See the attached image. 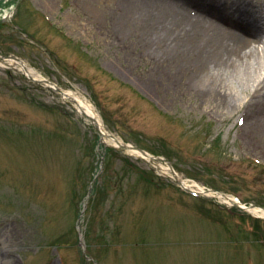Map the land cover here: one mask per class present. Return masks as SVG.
<instances>
[{
    "label": "rangeland",
    "instance_id": "1",
    "mask_svg": "<svg viewBox=\"0 0 264 264\" xmlns=\"http://www.w3.org/2000/svg\"><path fill=\"white\" fill-rule=\"evenodd\" d=\"M121 1L0 0V54L86 97L109 132L189 183L264 206L250 90L235 82L245 104L230 109L190 88L186 65L121 22ZM101 138L74 102L0 57V264H264V217Z\"/></svg>",
    "mask_w": 264,
    "mask_h": 264
},
{
    "label": "bare ground",
    "instance_id": "2",
    "mask_svg": "<svg viewBox=\"0 0 264 264\" xmlns=\"http://www.w3.org/2000/svg\"><path fill=\"white\" fill-rule=\"evenodd\" d=\"M174 1L123 0L121 22L126 24L127 20L138 27L157 55L173 56L175 66L184 68L186 65L187 69L182 72L189 73L187 85L216 98L221 107H243L244 102H237L241 94L238 86L249 89L252 97L248 109L253 108L245 124L254 132L264 130V3L259 0H239L238 4L232 3L233 0H187L195 3L197 11L192 13L191 9ZM9 61L29 77L38 79L34 68L26 62ZM179 71L176 69L174 76H178ZM65 94V98L74 100L79 113L100 127L103 143L116 146L123 143L122 139L109 136L102 117L86 97L71 91ZM131 151L144 156L139 149ZM165 168L173 170L170 163ZM182 181L189 186L184 178ZM217 194L226 202L238 200L222 192L217 191ZM247 209L264 217V208L260 206Z\"/></svg>",
    "mask_w": 264,
    "mask_h": 264
},
{
    "label": "water",
    "instance_id": "3",
    "mask_svg": "<svg viewBox=\"0 0 264 264\" xmlns=\"http://www.w3.org/2000/svg\"><path fill=\"white\" fill-rule=\"evenodd\" d=\"M2 57H4V58H8V57H11V56H5V55H2ZM33 79H35V78H33ZM40 81H46L47 83L49 82V80H47V79H45V80H40ZM58 90L59 91H61V92H63V90L61 89V88H58ZM64 93V92H63ZM98 129H99V127H97ZM109 136H112L113 137V135L112 134H110ZM121 146L122 147H124V148H131V147H133L132 145H129V144H121ZM141 151H142V153H144V154H148L146 151H144V150H142L141 149Z\"/></svg>",
    "mask_w": 264,
    "mask_h": 264
}]
</instances>
